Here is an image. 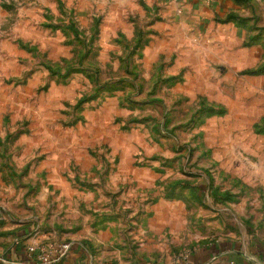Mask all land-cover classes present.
<instances>
[{
  "label": "rangeland",
  "instance_id": "1",
  "mask_svg": "<svg viewBox=\"0 0 264 264\" xmlns=\"http://www.w3.org/2000/svg\"><path fill=\"white\" fill-rule=\"evenodd\" d=\"M167 1L0 0V264H264V0Z\"/></svg>",
  "mask_w": 264,
  "mask_h": 264
},
{
  "label": "crops",
  "instance_id": "2",
  "mask_svg": "<svg viewBox=\"0 0 264 264\" xmlns=\"http://www.w3.org/2000/svg\"><path fill=\"white\" fill-rule=\"evenodd\" d=\"M169 1V2H168ZM166 2V14H168V18L169 19H173L174 15L176 14H188L190 15V19H192V13L195 12L196 9H204V11H201L205 16L210 15L209 12H211L210 10H212V13H214L215 11H224L225 10V3H223V0H213L212 1V6L214 7V12L213 9L210 8L209 2H207L206 0H168ZM208 3V4H207ZM192 21V20H191ZM169 22V21H168ZM169 24V23H168ZM190 22H188V24H186V22H181L180 24H178L177 26L180 27V29L182 28H186L189 27ZM21 250H26V249H21ZM73 250H78V247H73ZM218 250H234L232 249V247H226V248H219ZM200 254V253H199ZM197 255L196 258L197 260H202L203 259V255ZM226 254H228V251H224V253H221L220 256H225ZM193 264V263H192Z\"/></svg>",
  "mask_w": 264,
  "mask_h": 264
},
{
  "label": "built area",
  "instance_id": "3",
  "mask_svg": "<svg viewBox=\"0 0 264 264\" xmlns=\"http://www.w3.org/2000/svg\"><path fill=\"white\" fill-rule=\"evenodd\" d=\"M73 247H74V244L72 243H64L57 247H53V250H55V257L57 258L56 260L54 259L53 262H56L57 260H61L67 255H69V253L73 251ZM35 251H36L35 249H31L28 251V253L30 255H33Z\"/></svg>",
  "mask_w": 264,
  "mask_h": 264
},
{
  "label": "trees",
  "instance_id": "4",
  "mask_svg": "<svg viewBox=\"0 0 264 264\" xmlns=\"http://www.w3.org/2000/svg\"><path fill=\"white\" fill-rule=\"evenodd\" d=\"M24 253H25V255H27L28 254V252H27V250H15V254L18 256V260H21L20 258H22V256L24 255ZM36 253H38L39 254V252H34L33 253V255L34 254H36ZM37 254V255H38ZM32 256V255H31ZM27 262L29 261V259H25ZM22 261V260H21Z\"/></svg>",
  "mask_w": 264,
  "mask_h": 264
}]
</instances>
